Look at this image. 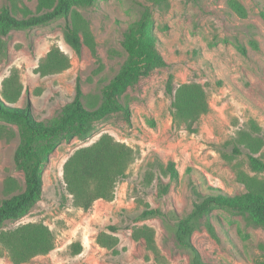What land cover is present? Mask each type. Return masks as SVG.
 Instances as JSON below:
<instances>
[{"label":"rangeland","instance_id":"1","mask_svg":"<svg viewBox=\"0 0 264 264\" xmlns=\"http://www.w3.org/2000/svg\"><path fill=\"white\" fill-rule=\"evenodd\" d=\"M144 5L166 65L126 85L120 99L128 103L129 119L114 109L93 122L85 139H60L43 168L40 200L0 229L42 223L54 246L15 263L0 242V264H187L190 251L175 240L172 225L199 194L211 187L242 193L246 177L264 180V171H254L247 158L250 153L264 161V0H96L77 8L80 54L64 39L63 18L12 29L1 37L0 98L10 106L28 103L38 120L53 117L71 101L77 81L86 107L99 102L103 85L128 57L124 33ZM4 6L18 17L46 9L43 0H0ZM50 54L66 59L68 66L49 72ZM169 75L174 95L181 85L197 84L206 111L194 120L174 121V95L166 92ZM103 134L131 147L134 159L115 183L112 198H98L84 210L66 188L63 167L74 151ZM18 140L17 126L0 119V200L14 192L6 189L8 179L23 188V171L13 159ZM169 161L178 171L176 180L166 171ZM147 207L163 214L138 220ZM209 221L216 238L204 224L191 234L207 264H264V228L246 225L223 209H215ZM145 226L153 231L152 241L135 233ZM100 232L116 237V243L102 246ZM75 242L82 248L72 254Z\"/></svg>","mask_w":264,"mask_h":264},{"label":"trees","instance_id":"2","mask_svg":"<svg viewBox=\"0 0 264 264\" xmlns=\"http://www.w3.org/2000/svg\"><path fill=\"white\" fill-rule=\"evenodd\" d=\"M46 9L39 13L18 17L7 6L0 8V49L4 46L1 37L12 29H25L64 19V39L77 53H81L82 41L75 23L79 18L77 8H86L96 0H43ZM239 9L238 5H235ZM158 37L152 30V18L149 6L144 5L140 16L131 22L124 33L123 46L128 57L118 72L103 85L99 102L86 107L83 103L84 93L79 81L76 82L71 101L64 104L51 118L38 120L34 117L30 105L10 106L0 98V119L17 126L19 140L14 150L15 165L23 171V188L17 186L13 179H8L6 189L12 192L0 200V229L6 221L17 220L30 212L40 200L43 192V168L49 153L62 137L78 136L85 139L93 127V122L103 118L109 111L122 109L124 117L129 119L128 103L120 99L126 85L132 79L148 73L156 67L166 65L157 51ZM53 52V51H52ZM49 59V72L60 71L68 66L66 59L52 54ZM166 92L173 96L171 75L166 83ZM2 94L7 97L4 90ZM173 119L178 121L194 120L206 111V102L202 90L197 84L181 85L172 101ZM239 152L238 149H235ZM249 164L254 171H264V161L248 153ZM134 159V151L111 135L103 134L93 144L81 147L66 160L63 176L66 188L72 194L76 206L86 210L98 198L111 199L117 180L124 176L129 164ZM172 179L178 178V171L173 161L166 167ZM246 191L230 194L219 188H210L211 192L199 194L192 209L172 225L175 240L190 251L187 264H207L191 242V234L205 225L209 234L216 238L215 230L209 221L215 209H223L241 216L246 225L264 228V180L253 177L245 178ZM165 185L163 192H166ZM163 214L157 208H144L137 219ZM109 230L114 227L108 225ZM135 230L138 235L145 233L152 241L153 231L148 227ZM97 241L102 246L114 245L117 238L100 232ZM0 242L6 247L11 259L21 263L36 254L49 252L53 236L42 223H26L12 230L0 233ZM72 254L81 251V244H71Z\"/></svg>","mask_w":264,"mask_h":264}]
</instances>
